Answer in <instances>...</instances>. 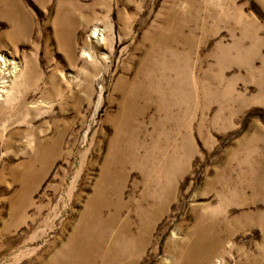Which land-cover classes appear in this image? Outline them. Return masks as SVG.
Returning a JSON list of instances; mask_svg holds the SVG:
<instances>
[{
  "label": "rangeland",
  "instance_id": "obj_1",
  "mask_svg": "<svg viewBox=\"0 0 264 264\" xmlns=\"http://www.w3.org/2000/svg\"><path fill=\"white\" fill-rule=\"evenodd\" d=\"M0 264H264V0H0Z\"/></svg>",
  "mask_w": 264,
  "mask_h": 264
},
{
  "label": "bare ground",
  "instance_id": "obj_2",
  "mask_svg": "<svg viewBox=\"0 0 264 264\" xmlns=\"http://www.w3.org/2000/svg\"><path fill=\"white\" fill-rule=\"evenodd\" d=\"M93 219H95V216L93 215Z\"/></svg>",
  "mask_w": 264,
  "mask_h": 264
}]
</instances>
